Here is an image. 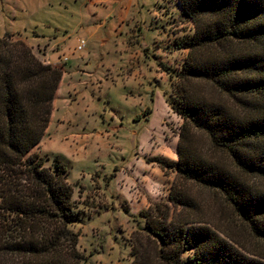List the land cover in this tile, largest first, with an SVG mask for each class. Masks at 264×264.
Listing matches in <instances>:
<instances>
[{
  "label": "trees",
  "instance_id": "16d2710c",
  "mask_svg": "<svg viewBox=\"0 0 264 264\" xmlns=\"http://www.w3.org/2000/svg\"><path fill=\"white\" fill-rule=\"evenodd\" d=\"M179 2L195 25L177 42L189 50L171 101L184 120L179 160L156 158L179 178L168 200L142 210L146 229L133 235L132 264H184L186 248L194 264H264V186L248 182L264 179V0ZM63 70L25 40L0 37V264H84L71 228L78 211L70 170L34 151L52 122ZM195 80L220 96L199 97ZM197 131L233 170L198 153ZM195 185L220 194L235 221L226 208L219 224L208 219Z\"/></svg>",
  "mask_w": 264,
  "mask_h": 264
},
{
  "label": "rangeland",
  "instance_id": "374dc122",
  "mask_svg": "<svg viewBox=\"0 0 264 264\" xmlns=\"http://www.w3.org/2000/svg\"><path fill=\"white\" fill-rule=\"evenodd\" d=\"M179 3L0 0V37L25 40L44 61L59 55L57 64L64 70L66 45L73 47L84 38L85 49L75 53L80 58L71 60L80 69L74 76L77 82L86 78L83 73L91 75L108 67L117 70L116 81L109 80L95 96L88 88L85 93L75 88L69 89L71 95H57L50 128L34 149L46 165L57 160L70 170L78 211L71 228L79 233L84 264H132L133 235L146 229L142 210L152 202L168 200L179 178L177 169H163L156 161L157 157L179 160L184 120L172 109L171 101L176 100L178 73L189 50L177 42L186 41L195 30ZM55 36L63 43L49 48ZM122 67L132 70L122 75ZM194 82L199 97L220 96L210 84ZM82 94L91 99L77 101ZM194 140L199 154L217 156L233 168L224 152L212 150L206 134L197 131ZM248 182L264 186V179ZM193 192L213 223L219 224L224 208L235 221L220 194L196 185ZM235 223L241 231L247 230ZM191 253L189 248L184 250V264H194Z\"/></svg>",
  "mask_w": 264,
  "mask_h": 264
},
{
  "label": "crops",
  "instance_id": "0c3cea01",
  "mask_svg": "<svg viewBox=\"0 0 264 264\" xmlns=\"http://www.w3.org/2000/svg\"><path fill=\"white\" fill-rule=\"evenodd\" d=\"M79 39H84V38H79ZM62 41H65V40L63 39ZM51 42H53V43H52V45H49V48L51 46H53V44H57V43L60 42L58 36H55L54 38H52ZM60 43H63V42H60ZM77 43H78V39H77ZM77 43L73 47H69L68 46L69 48L66 45V47L64 49V51H66L67 54L63 55V58L65 56L68 57V64L66 66L67 69L64 70V72H63V78H62V81H61V85L58 88L56 96L57 95L63 96L64 95L63 93H68V95H71L70 92H69L70 91L69 89H73L74 90L75 88L78 91H82L83 93H85V90L88 88V89H90V91H92L93 95L95 96V94H97V92H99L100 89L103 88L108 83L109 80H111V82H113V83L116 81L114 79V73H116L117 70L113 72L112 68L108 67L103 72H97V73L93 72L91 75H86L85 76V73H83L82 76H84L86 78L84 80H79L77 82L74 79V76L76 74V71H80V69L74 68L72 63H71V60L73 58H77V59L80 58V55H77L78 53H80L79 51L76 50ZM70 50H71V52H70ZM75 53H77V54H75ZM52 54L54 55V54H56V52L52 53ZM54 56H55L54 60H52V59L49 60L50 63H57L58 59H60V58H58L59 55H54ZM137 57H139V55H137ZM132 58H134V57H132ZM130 64H132V63H130ZM121 70H122L121 71L122 75H125L126 72H128V70L131 71L132 68L122 67ZM86 93H88V92H86ZM83 95L84 94H82L80 98L78 97L77 101L80 100V99H85V98L91 99V96L90 97H85ZM51 123L52 122H50V124ZM49 128H50V125H49Z\"/></svg>",
  "mask_w": 264,
  "mask_h": 264
},
{
  "label": "built area",
  "instance_id": "2783aa9c",
  "mask_svg": "<svg viewBox=\"0 0 264 264\" xmlns=\"http://www.w3.org/2000/svg\"><path fill=\"white\" fill-rule=\"evenodd\" d=\"M85 46H86V40L85 39H78V43H77V46H76V50L81 52L85 49ZM43 61V60H42ZM63 61H68V57H64L63 58ZM45 63H49L50 61H44Z\"/></svg>",
  "mask_w": 264,
  "mask_h": 264
}]
</instances>
